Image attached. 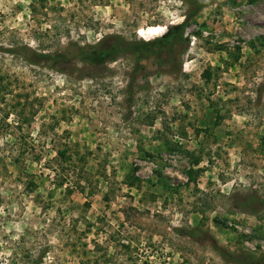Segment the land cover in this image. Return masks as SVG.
<instances>
[{
    "label": "rangeland",
    "instance_id": "rangeland-1",
    "mask_svg": "<svg viewBox=\"0 0 264 264\" xmlns=\"http://www.w3.org/2000/svg\"><path fill=\"white\" fill-rule=\"evenodd\" d=\"M0 264H264V0H0Z\"/></svg>",
    "mask_w": 264,
    "mask_h": 264
},
{
    "label": "trees",
    "instance_id": "trees-1",
    "mask_svg": "<svg viewBox=\"0 0 264 264\" xmlns=\"http://www.w3.org/2000/svg\"><path fill=\"white\" fill-rule=\"evenodd\" d=\"M194 4L193 10L184 18L181 24H178L168 30L165 34L166 30L158 36H145L141 38H154V37H161L159 39H155L153 41H140V42H127L122 40L121 38L114 39L112 43H109L106 46H103L104 42L96 44L94 46H82L77 48L76 57L78 59L89 63V64H97L102 63L111 59L112 57L116 56L119 53H126V54H136L139 55L142 59H149L151 57L150 54L147 52L151 49V47L156 44L157 42H167L169 44L175 42H185L186 39L184 38L185 29L188 23V20L192 19L197 15V13L202 9L201 4ZM164 35V36H163ZM163 36V37H162ZM64 57V56H62ZM61 57V58H62Z\"/></svg>",
    "mask_w": 264,
    "mask_h": 264
}]
</instances>
